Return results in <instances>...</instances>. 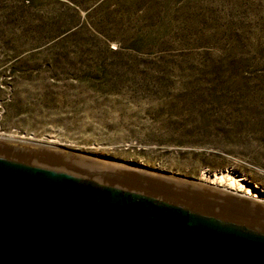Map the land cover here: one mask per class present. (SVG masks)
Returning <instances> with one entry per match:
<instances>
[{"label":"rangeland","instance_id":"374dc122","mask_svg":"<svg viewBox=\"0 0 264 264\" xmlns=\"http://www.w3.org/2000/svg\"><path fill=\"white\" fill-rule=\"evenodd\" d=\"M0 136L264 190V0H0Z\"/></svg>","mask_w":264,"mask_h":264},{"label":"water","instance_id":"95a60500","mask_svg":"<svg viewBox=\"0 0 264 264\" xmlns=\"http://www.w3.org/2000/svg\"><path fill=\"white\" fill-rule=\"evenodd\" d=\"M0 264H264V203L0 138Z\"/></svg>","mask_w":264,"mask_h":264},{"label":"bare ground","instance_id":"6f19581e","mask_svg":"<svg viewBox=\"0 0 264 264\" xmlns=\"http://www.w3.org/2000/svg\"><path fill=\"white\" fill-rule=\"evenodd\" d=\"M0 138L13 140V139L4 138L1 136ZM14 141H18V140H14ZM25 143H28V142H25ZM147 170H150V169H147ZM151 171H154V172H157L163 175H168V176H172L176 178L193 181L196 183H200L206 186H210L216 189L227 191L233 194H237V195L264 203V190L259 189L252 182H249L244 177L236 174L235 172L229 171V170H222V171H217V172L203 171L199 179L183 178L181 176L171 175L168 173H163V172L152 170V169Z\"/></svg>","mask_w":264,"mask_h":264}]
</instances>
